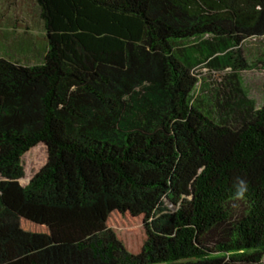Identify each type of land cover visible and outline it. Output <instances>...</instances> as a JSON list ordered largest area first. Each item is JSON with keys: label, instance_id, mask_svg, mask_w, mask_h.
<instances>
[{"label": "trees", "instance_id": "16d2710c", "mask_svg": "<svg viewBox=\"0 0 264 264\" xmlns=\"http://www.w3.org/2000/svg\"><path fill=\"white\" fill-rule=\"evenodd\" d=\"M36 1L44 63L0 59V264H261L264 0Z\"/></svg>", "mask_w": 264, "mask_h": 264}, {"label": "rangeland", "instance_id": "374dc122", "mask_svg": "<svg viewBox=\"0 0 264 264\" xmlns=\"http://www.w3.org/2000/svg\"><path fill=\"white\" fill-rule=\"evenodd\" d=\"M48 49L47 33L37 1L0 0V59L36 66L44 63ZM241 51L253 67L242 73L244 88L248 92V100L260 109L264 105V38L245 41ZM205 67L197 68L198 72L204 73L198 91L206 86L213 89V103L218 99L224 101L237 97L236 81L227 76V71L213 68V73H209ZM169 207L175 209L173 205Z\"/></svg>", "mask_w": 264, "mask_h": 264}, {"label": "clouds", "instance_id": "9594fccd", "mask_svg": "<svg viewBox=\"0 0 264 264\" xmlns=\"http://www.w3.org/2000/svg\"><path fill=\"white\" fill-rule=\"evenodd\" d=\"M235 187V198L238 200L245 199L248 193V183L242 178H237V181L234 185ZM261 264H264V260L261 261Z\"/></svg>", "mask_w": 264, "mask_h": 264}]
</instances>
